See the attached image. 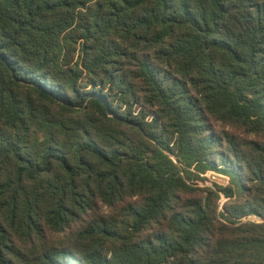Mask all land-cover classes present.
Here are the masks:
<instances>
[{"label": "trees", "instance_id": "1", "mask_svg": "<svg viewBox=\"0 0 264 264\" xmlns=\"http://www.w3.org/2000/svg\"><path fill=\"white\" fill-rule=\"evenodd\" d=\"M0 264H264V0H0Z\"/></svg>", "mask_w": 264, "mask_h": 264}, {"label": "rangeland", "instance_id": "2", "mask_svg": "<svg viewBox=\"0 0 264 264\" xmlns=\"http://www.w3.org/2000/svg\"><path fill=\"white\" fill-rule=\"evenodd\" d=\"M204 177L206 178V181H205L206 185H211L213 182L218 183V184L227 183V178H225L223 175H218L217 173L208 172ZM224 200L225 199H223V201Z\"/></svg>", "mask_w": 264, "mask_h": 264}]
</instances>
